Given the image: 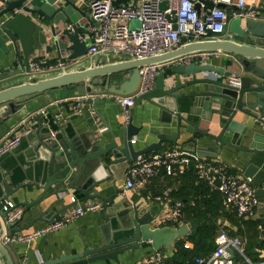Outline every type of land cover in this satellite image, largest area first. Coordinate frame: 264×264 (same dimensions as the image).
Returning <instances> with one entry per match:
<instances>
[{"label": "water", "instance_id": "water-1", "mask_svg": "<svg viewBox=\"0 0 264 264\" xmlns=\"http://www.w3.org/2000/svg\"><path fill=\"white\" fill-rule=\"evenodd\" d=\"M121 1L128 2V0H116L114 4L117 5ZM193 1L198 10L203 2H206L203 10L207 11L214 6L212 0ZM217 5L227 10H236L235 5L223 3ZM166 7V1L159 3L161 10ZM250 10L256 13L264 12V8L255 6ZM83 17L87 18L88 15L80 0H0V60L12 54L17 58L19 66L24 65L22 73L24 75L21 74L13 78L10 84L0 87V122H4L10 114L22 109L29 98L41 93L56 97L58 92L70 86L75 89L74 96L99 92L132 94L139 84V67L164 63L152 88L137 96L136 101L146 100L156 106L162 123L170 124L174 117L176 129L165 133L152 128L151 133L156 135L157 141L144 143L143 148L135 149L131 139L143 126L134 125L130 116L128 122L120 127L121 134L111 132L110 140L104 144L93 130L89 129L92 133L91 138L75 132L73 134L63 132L65 146L61 148L57 136L56 142L39 136L45 129H47L46 133H49L50 128L44 125L46 111L36 113L37 126L29 134H36L39 138L32 143V156L42 157L43 150H47L50 158L42 169L33 168L31 174H27L25 183L21 181L14 185L10 176H6L0 170V202L25 187H31L27 193H31L33 188L41 190L31 200H19L8 209H0V264H29L23 257H19L16 263L13 261L6 245L10 243H4L3 236L7 234L13 237L18 232L32 227L38 220L52 222L65 207L47 220L44 217L53 210L50 206L44 208L43 201L70 189L83 194L81 198L83 201L97 198L104 201L101 210L104 221L100 228L101 235L92 237L91 244L82 242L81 249L72 254L37 260L34 264H91L107 259L120 264L119 256L127 250L133 251L138 247H152L154 250L172 249L177 239L189 234L195 226L194 223H183L176 227H151L150 221L156 213V207L147 206L148 201L129 202L124 200L126 198L113 201L118 196L113 180L116 178L114 171L117 167L123 165L126 170L138 155L155 150L163 153L162 142L175 144L181 133V122L186 123V131L192 134L198 131L213 139L219 151L226 145L253 154L264 153V135L259 132L248 134V130L252 127L248 125L249 120L253 119L264 124L262 119L264 19L243 14L231 18L225 36L191 42L175 50L140 58L128 55L87 56L90 34L86 25L80 23ZM207 32L211 33L210 30ZM82 35L88 36L83 40ZM206 51L222 52L232 56V59H228L229 64L235 61L242 71L239 87L231 86L225 81L224 68L201 63L200 60L169 63L179 57ZM67 52L69 54L65 57ZM64 58L75 62L61 69L31 72L32 62H37L38 67L42 69ZM15 68L16 66H13L11 70ZM205 72H214L218 77L197 76ZM5 73L6 71H0V76ZM180 76H190L191 79L182 81ZM192 85H197V88L184 92L185 88ZM101 101H103L101 98L87 99L83 104H90L99 115L96 105ZM62 104L69 110L73 101L69 99ZM53 108L54 106L49 107L47 113H50L56 121ZM182 109H187V114L197 115L208 121H211L213 114H216L217 131L208 132L201 129L198 121L194 123L182 115ZM255 109H259V112H254ZM238 114L246 117V120L244 118L241 121L236 120ZM61 130L63 131L62 128ZM244 140H248L249 143L242 146ZM17 147L9 153L15 152ZM55 163L59 167L52 171ZM256 168V165L250 163L244 170L243 176L252 178ZM109 180L114 182L111 184L114 193L113 196L105 198L99 187ZM263 183L264 176L260 178L256 188L259 197L264 196ZM56 184L64 186L50 190ZM77 204L78 200L71 206L75 207ZM20 206L24 209L15 220L9 222L8 214ZM37 207L41 210L40 213L33 215L28 223L18 227V221L23 219L26 213L32 214L33 209ZM229 252L233 256V250L229 249Z\"/></svg>", "mask_w": 264, "mask_h": 264}, {"label": "built area", "instance_id": "built-area-1", "mask_svg": "<svg viewBox=\"0 0 264 264\" xmlns=\"http://www.w3.org/2000/svg\"><path fill=\"white\" fill-rule=\"evenodd\" d=\"M116 0H88L89 22L86 25L90 38L87 43V56L95 55H128L133 57H149L180 48L191 42L212 39L224 36L225 29L231 18L246 16L257 18V13L246 9V0H212L214 6L209 10H202L205 6L201 3L200 10L196 9L193 0H128L127 3L114 4ZM161 1L167 2L164 10L159 8ZM235 5L236 10H227L217 4ZM132 19L138 21V25L131 27ZM174 25L176 27H174ZM210 30L211 33H208ZM225 32V33H224ZM218 52H197L176 58L169 63H189L198 60L197 57ZM69 53L65 54V57ZM67 58L57 60L56 64H50L45 68H39L37 62L31 63V72L53 70L67 67ZM70 61V60H69ZM43 62V60H39ZM72 62V61H70ZM167 63V64H169ZM164 63L144 65L139 67L140 80L136 91L132 94L122 95L113 92L86 93L75 95L69 99L73 101L72 110L81 113L83 102L94 98H112L121 106V117L126 124L130 118L129 109L134 104L136 97L152 88L158 72ZM225 81L235 87L240 85V74L231 73ZM38 112H45V108ZM37 112V113H38ZM30 126L26 120L21 121L0 139V156L8 154L17 147L22 136L29 134ZM50 139H56V132L50 129ZM135 139H131L134 143ZM193 164L198 182H203L211 191H218L223 196V206L232 208L243 219H251L255 216L261 205L260 197L256 193V186L250 177H244L231 173L226 166L199 157L194 152L173 148L163 153L150 156L138 155L124 172L123 191L128 189H143L150 180L163 169L168 175H176L185 171ZM164 199L167 205L158 210L150 221L151 227L179 226L183 217L184 203L180 199L170 197L168 191L162 196H157L155 201ZM70 201L76 202L74 195ZM13 203L7 201L2 209L12 207ZM102 204L97 201H89L84 205L77 204L58 215L52 222H46L42 226L20 232L13 237L4 235V243H31L47 234L59 230L72 223L86 212L100 211ZM8 221L12 222L18 217L17 212L8 214ZM215 249L207 256H196L189 264H253L244 253L245 240L240 236L230 235L227 230L220 229L214 238ZM190 242H185L184 247H190ZM229 249L233 250L231 256ZM38 261L44 260L36 253ZM163 249L153 250L145 255L137 264H173L168 261ZM264 264V263H259Z\"/></svg>", "mask_w": 264, "mask_h": 264}, {"label": "crops", "instance_id": "crops-1", "mask_svg": "<svg viewBox=\"0 0 264 264\" xmlns=\"http://www.w3.org/2000/svg\"><path fill=\"white\" fill-rule=\"evenodd\" d=\"M80 1L85 12L88 15V10L86 7V2L88 0ZM137 1L138 0H134V2ZM121 3L123 2H119V4ZM203 3L204 5H206V2ZM253 6L264 8V1L246 0V9L249 10ZM257 18L264 19V12H258ZM88 22L89 17H83L80 20V23H83L84 25H87ZM226 34L227 28L224 36ZM83 37L84 35L81 36V38ZM54 57L57 59L56 55H54ZM197 59L200 60L201 63L211 64L217 68H224L225 79L231 73L242 74L240 67L235 61L232 62V64H229L228 59H232V56L230 54L218 52L217 54L202 55L197 57ZM74 62L75 61L70 62L68 60L67 65L69 66ZM56 63L57 61L52 62L51 64ZM19 65L20 64L17 58L13 57L12 54L7 55L4 59L0 60V71H6L4 75L0 76V87L10 84L13 78L21 76L24 71V65ZM13 66H16V68L14 70H11ZM197 76L212 78L218 77L214 72H205ZM180 78L182 81L191 79L190 76H180ZM195 87L197 88V85L189 86L188 88L184 89V92H188L189 89H195ZM74 94L75 89L70 86L64 88L61 92H58L56 94V97H53L48 93H41L39 95H35L29 98L22 109L18 110L16 113L10 114L7 118H5L4 122H0V139L23 120H26L28 122V125L30 126L31 130L36 128L37 122L35 120V114L43 108H45L46 111L44 117V125L46 126V128L49 127L52 131L56 132L58 144L61 148H64L65 146V138L63 137V132L69 134H73L75 132L77 134L86 135L87 137L91 138L92 133L89 129H92L94 134L99 137V140L102 144L110 140L111 132L115 134H121L122 130L120 129V127L125 123L121 117V106L114 99L106 98L103 99V101L97 103L96 107L99 112V115L98 113H96V111L92 108L90 104H83V112L75 113L72 110V104L70 105L69 110H67V108L62 104L63 101L69 100V98L74 96ZM252 100H254V98H252ZM51 106H54L53 111L56 116V121L53 119L50 113H47V109ZM129 112L130 116L132 117L133 124L136 126H143L141 131H139L137 135H134L132 137V139H135L134 143H132L135 149L143 148L144 143L150 144L157 141L156 135L151 133V130H153L152 128H156V130L158 129L159 132L165 133L173 132L176 129L174 117L170 124L162 123L158 108L146 100H142L140 102H137L135 100L132 107H130ZM254 112L258 113L259 109H255ZM182 115L184 117H187L194 123L198 121L199 127L205 131H217L216 114H213L211 121L202 119L197 115L187 114V109H182ZM243 118L244 120H246V117H243V115L238 114L236 120L241 121ZM262 119L264 120V115ZM248 125L252 126L248 130L249 135L253 132H259L264 135L263 123L252 119L249 120ZM186 126L187 125L185 122H181V133L176 139L175 144L171 142H162V147L164 151L173 148H182L183 150L196 153L199 157H205L209 160H213L214 162H219L225 165L226 169L229 172L242 176L246 167L251 163L252 165L257 166L256 172L251 178L253 184L257 188V184L260 178L264 176V153L253 154L251 152L238 150L234 147L226 145L222 147L221 151H219L217 150V144L214 142L213 139L198 131H195L194 134H192L191 132L186 131ZM61 128L63 129V131L61 130ZM46 132L47 129L44 130V133H40L39 136L43 137L44 139H49L50 134ZM38 138L39 137L36 134H27L25 136H22L18 147L15 149L16 151L5 154L0 158V168H2L0 169L1 172L6 176H10L12 183L14 181V185L21 181L24 183L27 182V174L30 175L33 168L35 169L37 167L39 169H42L49 162L48 160L50 158V153L47 152V150H43L44 152L42 153V157L32 156V143ZM224 139L227 140V138ZM54 142H56V139L54 140ZM248 143V140H244L242 142V146L247 145ZM157 153H161L160 150L148 152L144 154V156H150ZM58 167L59 165L55 163L52 166V171L57 170ZM124 169V166L121 165L120 167H117L116 171H114L116 178L113 181L115 182V185L117 187L118 196L114 198L113 201H117L121 198H126L124 200H127L129 202L142 201L144 203L145 201H148L149 204L147 206L151 207L152 205H154L156 207L155 211L157 212L160 209H164L167 205L164 199H161L160 201H155V198L157 196H162L164 191H168L170 197L173 199H180L178 198V195L182 197L183 195L188 194L189 196L188 191L191 187V179L189 175H168L163 169H161L159 174L153 177L143 189H128L124 192ZM33 178L35 177H32V179ZM113 181H106L99 187L102 189V196H104L105 198L113 196L114 189L111 186L112 183L114 184ZM61 186L64 185L56 184L52 186L50 190ZM262 187L264 188V183ZM29 190H31V187H25V189H20L17 193H14L10 197H8L7 200L0 202V209H2V206L6 204L7 201H10L15 205L19 200H31L41 192V190L33 188V191L31 193H27V191ZM24 194H26V196H24ZM71 195L76 196L79 205H84L89 201H97L102 204V206L105 204L101 198L83 201L81 200V198H83V194L73 189H70L68 192L52 195L43 201L44 208L50 206L53 210L52 212L48 213L44 217V219L49 220L53 218L56 212L63 207H65V209L62 212L72 208V202L70 201ZM17 197H19L20 199ZM260 200L261 205L258 207L255 216L251 219L253 221L256 220L264 222V196L260 197ZM183 203L185 206V201H183ZM190 204H194V201L190 200ZM226 208L228 209V211L219 212V227L220 229L222 228L227 230L228 233H235L238 229L237 222H240V219L237 220V218H235V216L232 214V208ZM23 209L24 207L20 206L13 210V212H17L19 215V213ZM40 211L41 210L37 207L33 209L32 214L26 213L24 218L18 221L17 226L20 227L25 225L31 220L33 215L40 213ZM101 215V210L94 212H86L85 214L81 215L76 220H74L72 223L60 228L59 230L51 232L46 236L34 240L30 246L19 242L12 243L11 245L6 244L8 247V252L15 263L18 261L19 257H23L25 261L29 262V264H34L35 262H37L36 253H39L44 260L55 258L62 254H72L78 249H81L82 242L91 244L92 237H100V228L104 223ZM56 217H58V215ZM45 223L46 222L43 220H38L29 229L38 228ZM183 223H190L186 217V212H183V217L181 219L180 224ZM240 228L246 230L244 226L243 228L240 226ZM25 231L26 230H23L21 232ZM254 232L255 234L256 232H258L256 236L257 243L259 244L263 242L264 227L260 224L252 229V234ZM262 232L263 235H261ZM191 246L192 245H190V247ZM245 248L246 245L244 246V250ZM153 250L154 249L152 247H138L133 251L127 250L123 255L119 256L120 264H137L140 259H142L145 255L151 253ZM164 251L166 252V256L170 257L174 252V247L172 249H167ZM252 251L258 252L259 258H262L264 256V251L262 249H259L258 247H254ZM91 264L117 263H115L113 260L107 259ZM253 264H259V262Z\"/></svg>", "mask_w": 264, "mask_h": 264}, {"label": "trees", "instance_id": "trees-1", "mask_svg": "<svg viewBox=\"0 0 264 264\" xmlns=\"http://www.w3.org/2000/svg\"><path fill=\"white\" fill-rule=\"evenodd\" d=\"M180 175H189L191 179L189 196L188 194L182 197L178 195V198L185 201L183 211L186 212L188 221L193 222L195 226L189 234L175 241L174 252L167 259L173 264H189L193 262L194 257L207 256L215 249L214 238L220 230L218 215L219 212L228 211V209L223 206V196L220 192L211 191L203 182L197 181L193 164H190ZM190 200H193L194 204H190ZM232 214L237 220L240 219V222H237V231L229 232L230 235L240 236L245 240L244 253L252 263L264 262V256L259 258L258 252L252 251L254 247L264 251V241L259 244L256 241L258 232L252 234V229L260 224L264 227V222L243 219L234 209ZM240 226L242 228L244 226L246 230L241 229ZM185 242H190L192 246L184 247Z\"/></svg>", "mask_w": 264, "mask_h": 264}, {"label": "rangeland", "instance_id": "rangeland-1", "mask_svg": "<svg viewBox=\"0 0 264 264\" xmlns=\"http://www.w3.org/2000/svg\"><path fill=\"white\" fill-rule=\"evenodd\" d=\"M130 25H131V27H135V26L138 25V21L135 20V19H132L131 22H130ZM226 28H227V27H226ZM225 32H226V29H225ZM225 32H224V33H225Z\"/></svg>", "mask_w": 264, "mask_h": 264}]
</instances>
